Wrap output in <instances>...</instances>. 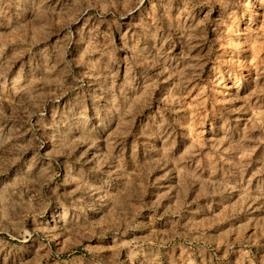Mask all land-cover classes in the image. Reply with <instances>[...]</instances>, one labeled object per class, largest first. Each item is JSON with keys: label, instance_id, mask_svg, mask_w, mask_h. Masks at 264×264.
Returning <instances> with one entry per match:
<instances>
[{"label": "rangeland", "instance_id": "1", "mask_svg": "<svg viewBox=\"0 0 264 264\" xmlns=\"http://www.w3.org/2000/svg\"><path fill=\"white\" fill-rule=\"evenodd\" d=\"M6 2L13 8L20 6L31 16L30 3ZM61 2L66 6L58 7L55 25L34 20L30 27L22 26L7 46L0 37V60L5 61L0 71L7 68L8 75L16 74L22 84H43L52 95L63 84L59 76L50 75L58 67L55 60L65 54L57 34L63 39L64 33L77 25L82 33L90 31L84 17L76 15L80 0ZM108 3L100 0L102 7ZM159 3L168 5L169 0H139V8L121 17L120 31H105V25H100L101 34L94 39L82 36L79 46L67 44V52L81 61L97 60L99 70L85 77L80 98L68 91L57 97L62 107L65 101L76 105L67 121L59 124L64 133L62 141L48 139L39 147L23 142L16 145L27 159L31 175L22 174L23 160L7 174L0 173V229L5 223V186L23 189L21 198L31 202V196H24L28 186L51 177L61 183V191L66 189L69 198L84 195L88 199L87 193H93L95 199L101 187L106 196L103 211L89 213L68 226L66 232L75 229V236L66 234L52 240V251L59 248L69 264V251L79 257L75 264H264V19L258 24H252L249 15L241 19L236 0H200L193 9L196 23H201L211 6L209 18L219 25L215 34H206V39L214 36V47L225 53L215 58L222 64L220 71L235 64L245 79L218 82L224 83L231 94L239 89V98L228 105L235 110L223 127L219 117L209 124L213 117L208 112L207 85H190L183 107L173 113L187 114V123L177 129L186 136L160 139L148 127L147 113L156 107L157 98L175 95L187 69L158 80L155 65L146 68L132 58L134 50H144L146 44L151 49L153 41H133L127 27L130 20L138 25L141 14L155 23V16L163 10ZM250 4H256V0H244L245 7ZM184 8L185 0H170L169 15L183 20ZM196 31L186 37L189 47L197 44ZM175 50L179 51V46ZM195 51L193 48V54ZM205 52L211 50L205 48ZM34 53L44 63L46 75L28 76L26 80V62ZM112 59L120 62L112 66ZM211 67L212 61L203 64L201 78H207ZM127 85L135 92L129 93L122 109L117 107L108 113L111 102L117 99L114 93ZM90 93L93 98L99 97L95 103ZM20 104L11 96L0 98V107L6 106L9 114H15ZM43 115L49 121L58 117L47 103ZM26 118L35 123L37 117ZM101 119L103 128L99 127ZM10 125L11 121L3 125L5 134ZM209 127L216 129L215 135L209 133ZM96 132L101 133L98 140ZM93 140L97 143L88 148ZM51 210L49 206L43 216ZM30 223L28 217L26 225ZM6 242L18 243L0 230V249ZM22 247L23 255L33 264H45L50 259L32 240L26 239Z\"/></svg>", "mask_w": 264, "mask_h": 264}, {"label": "clouds", "instance_id": "2", "mask_svg": "<svg viewBox=\"0 0 264 264\" xmlns=\"http://www.w3.org/2000/svg\"><path fill=\"white\" fill-rule=\"evenodd\" d=\"M23 2L31 5L30 17L20 6L13 8L6 0H0V37H3L5 46L13 43L10 38L15 37L22 26L30 27L34 20L39 19L49 26L55 25L58 7L63 9L66 6L61 0H54V2L53 0H23ZM199 3L200 0H185V19L183 20L178 21L175 16L169 15V0L168 5L159 3V8L163 10L155 16V23L143 14H141L138 25L133 24L131 20L127 23L128 29L133 33L130 39L135 41L138 38H144L153 41L151 49H148L146 44L144 50H134L132 58L146 68L155 65L159 69L155 73L158 80H167L169 75H178L182 69H187V72L180 79L175 95L169 93L167 99L157 98L156 107L147 113L148 127L153 129L152 134L160 139H175L177 135L186 136V133L178 132L177 129L183 128L187 123V114L173 115V113L177 107H183L184 94L190 85L194 84L197 88L201 84L207 85L208 112L213 117L209 124L212 125L213 121L219 117L223 127L227 123L228 117L235 110L228 105L239 98V89L235 94H231L224 83L218 84V82L245 79L240 68L235 64L230 65L224 72L220 71L222 64L216 63L215 58L217 56L222 57L225 53L217 51L214 47L216 43L214 36L212 39H206V34L209 32L215 34L219 25L209 18L211 6H209L201 23H196L193 17V9ZM236 4L240 10L241 19L244 15H249L252 17V24H258L261 19H264V0H256V4H250L248 7L244 6V0H236ZM76 7V15L84 17L85 24L90 31L82 33L79 25H77L71 32H65L63 39L59 33L57 34L56 40L65 46V54L55 60L58 67L55 73L50 74L59 76L63 81V84L57 87L56 95H52L51 89L44 87L43 84L35 86L31 83L22 84L16 78V74H12L11 77L8 75L7 68L0 71V98L11 96L13 99L21 101L15 114H9L6 106L0 107V112L4 113L0 115V173L7 174L19 161L23 160L25 167L22 174L24 176L31 175L26 167L27 159L16 149L18 143H29L39 147L48 139H52L54 142L63 140L64 133L61 132L59 124L67 121L69 116L73 114V108L76 105L65 101L62 107L57 103V97L64 91H68L74 93L76 98H80L84 91L85 77L94 75L95 71L99 70L97 60L81 61L78 56L67 52V44L71 42L79 46L82 36L94 39L101 34L100 25H105V31H120L121 17L128 15L130 10L139 8V0H135L134 3H126L125 0H109V3L104 7L101 6L100 0H80ZM106 13H111V15H106ZM192 31H196L197 44L189 47L186 37ZM25 35L28 34L25 33ZM73 35L75 38L70 39ZM177 46H179V51L175 50ZM48 47L51 49L53 45L49 44ZM193 48H196L195 54H193ZM205 48H209L211 52H205ZM208 61H212V67L208 71L207 78H201L202 66ZM119 62L117 59H112L110 64L114 66ZM4 63V60H0V64ZM26 63V80L28 76L42 77L46 75L45 65L38 59L37 53L30 55ZM245 66L241 65V67ZM130 92H135V89L131 85H127L114 93L117 99L111 102L112 107L107 109L108 113L117 107L122 109L128 102ZM41 96L44 97L43 100L39 99ZM226 96L227 99H225ZM89 98L93 100V103L99 99V97L93 98L91 93ZM217 98H219V104ZM77 102L79 103V99ZM45 103L58 113V117L49 121L43 115ZM161 113L164 115H160ZM29 115L37 117L35 123L26 118ZM10 121L11 125L5 134L3 125ZM99 127H104L103 119H101ZM208 131L211 135L216 134L214 127H209ZM26 133L31 134L29 136ZM95 135L98 140L101 133L96 132ZM97 140L88 143V148L93 147ZM148 148L152 150L153 145H148ZM85 152H87V148H85ZM17 172L19 173L20 169H17ZM108 176L111 177V173ZM107 182L105 180L104 183ZM5 187L7 191L3 201L6 208L5 223L0 230L7 232L18 243L6 242L3 244V249H0L2 252L0 264H33L31 259H26L23 255L22 244L26 239L38 244L39 251L50 258L45 261V264H69L68 260L61 257L59 248L55 252L52 251L50 247L52 240L66 234L75 236V229L70 233L66 232L68 226L75 225L81 217H85L89 213L103 211L106 202L102 187L96 190L95 199L92 198L93 193H87L88 199H85L84 195L69 198L67 190L61 191V183L53 181L51 177L38 180L28 186V191L24 192V196H31V202L21 198L20 192L23 189L13 187L12 184ZM49 206H52L51 212L47 216H43L45 209ZM65 213L68 214L67 217ZM28 217H31L30 225H26ZM56 242L59 244V240ZM68 256L72 264L79 260V257L72 256L71 251H69Z\"/></svg>", "mask_w": 264, "mask_h": 264}]
</instances>
